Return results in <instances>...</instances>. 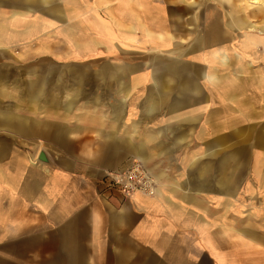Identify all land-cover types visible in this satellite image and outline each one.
I'll return each mask as SVG.
<instances>
[{"label":"crops","instance_id":"crops-1","mask_svg":"<svg viewBox=\"0 0 264 264\" xmlns=\"http://www.w3.org/2000/svg\"><path fill=\"white\" fill-rule=\"evenodd\" d=\"M211 1L0 0V264H264V134L229 117L251 79ZM215 1L262 59L264 0ZM135 162L154 196L107 185Z\"/></svg>","mask_w":264,"mask_h":264},{"label":"rangeland","instance_id":"rangeland-1","mask_svg":"<svg viewBox=\"0 0 264 264\" xmlns=\"http://www.w3.org/2000/svg\"><path fill=\"white\" fill-rule=\"evenodd\" d=\"M232 2V0H231ZM235 2V0H234ZM211 5V9L209 11L206 12V18L205 21H211L212 19L214 20V16H217V18L219 19L220 23L223 24V30L225 31H229L227 33L228 35V45H226L227 48V53L230 56L229 57V65L230 66H235V67H239L240 65H248L247 66V77L250 78L251 80H247L245 83L243 82V80L241 79V75L240 73L239 76V80L241 82L240 86V91L242 92V96L239 97V102L237 107L235 106V109L240 110H245L244 114L242 116L241 113H238L239 111L237 110V112H235L234 114L229 115V117L233 120H235L234 124H236L239 128H251L254 125H260V132L261 134H264V119H261L260 121H255L253 119H245L248 116V114L251 117V112H250V107L247 108V105H245L246 107H244L243 102L244 100L248 101L253 105H257L259 103L264 102V57L259 58V57H245L244 59L242 58H238L237 56L240 53V42L241 39L243 38L244 32L246 31V29L244 27H240L239 25H237L236 23L233 22V20L231 19V16L229 14V12L231 11V8H227V6L232 5L229 2H226L225 7H221L217 4V2L215 0H212L210 2ZM237 5H239V7H244L245 11H247L248 9L252 8L251 6L246 4V0H240V2H237ZM249 6V7H248ZM247 7V8H246ZM260 12V16H262V13H264V10H259ZM195 17H192V15H189V19L193 22H195L193 25H190L189 27H186L187 30L190 31H201L203 28V24H201V22L203 21L202 19V14H200V10H197L196 12H194ZM196 18V20H195ZM250 20H252L250 18ZM205 22V23H207ZM255 22V21H253ZM191 45V43H187V41L183 40L182 42H180V49L182 51L183 48L189 47ZM189 57L188 56H183L180 58V61L182 64H187L189 62ZM248 61V64H247ZM214 65H219L217 63V61L214 59ZM239 71V70H237ZM261 76L262 79H259L261 77L258 78V76ZM232 76V75H230ZM243 78V77H242ZM238 79V78H237ZM233 82H236V80H234ZM242 90V91H241ZM260 90V91H259ZM215 91L213 90V98H215L217 96V93H214ZM220 97H222V95H218ZM219 97V98H220ZM230 98V97H229ZM242 98V99H241ZM242 100V101H241ZM241 101V102H240ZM230 101H227V103H229ZM231 103V102H230ZM234 107V106H233ZM249 111V112H248ZM248 112V114H247ZM252 118V117H251ZM230 124H233L229 121V126H231ZM233 124V125H234ZM232 128V126L230 127ZM261 139H264V137H262ZM251 137H247L245 138V146L250 142ZM244 146V147H245ZM246 148V147H245ZM254 153L252 155V153L248 154V156L250 157V159H252V157L254 158L255 156H257L258 161L264 160V152L262 151H257L254 149ZM258 152V153H257ZM145 171H147L144 167H142ZM148 172V171H147ZM149 173V172H148ZM150 174V173H149ZM151 175V174H150ZM152 176V175H151ZM262 191H264V189H262ZM246 196H251V195H246ZM252 199L244 198L242 199V204H244V209H252L254 211H258L260 209H264V192L256 195H252L251 196ZM261 221H264L261 219ZM264 223V222H262Z\"/></svg>","mask_w":264,"mask_h":264},{"label":"built area","instance_id":"built-area-1","mask_svg":"<svg viewBox=\"0 0 264 264\" xmlns=\"http://www.w3.org/2000/svg\"><path fill=\"white\" fill-rule=\"evenodd\" d=\"M106 183L126 195L140 192L147 196H154L157 189L156 181L139 162L133 163L126 171L107 174Z\"/></svg>","mask_w":264,"mask_h":264},{"label":"water","instance_id":"water-1","mask_svg":"<svg viewBox=\"0 0 264 264\" xmlns=\"http://www.w3.org/2000/svg\"><path fill=\"white\" fill-rule=\"evenodd\" d=\"M39 159H41V160L45 161V155H43V154H40V155H39Z\"/></svg>","mask_w":264,"mask_h":264},{"label":"bare ground","instance_id":"bare-ground-1","mask_svg":"<svg viewBox=\"0 0 264 264\" xmlns=\"http://www.w3.org/2000/svg\"><path fill=\"white\" fill-rule=\"evenodd\" d=\"M252 3H254V2H257V0H253V1H251ZM255 4V3H254ZM248 21V20H247ZM262 27V26H261Z\"/></svg>","mask_w":264,"mask_h":264}]
</instances>
